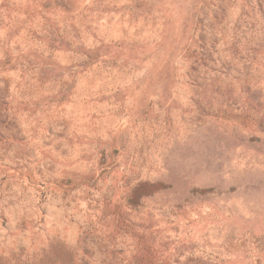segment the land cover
Here are the masks:
<instances>
[{"label":"rangeland","instance_id":"obj_1","mask_svg":"<svg viewBox=\"0 0 264 264\" xmlns=\"http://www.w3.org/2000/svg\"><path fill=\"white\" fill-rule=\"evenodd\" d=\"M0 264H264V0H0Z\"/></svg>","mask_w":264,"mask_h":264}]
</instances>
